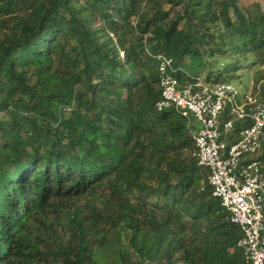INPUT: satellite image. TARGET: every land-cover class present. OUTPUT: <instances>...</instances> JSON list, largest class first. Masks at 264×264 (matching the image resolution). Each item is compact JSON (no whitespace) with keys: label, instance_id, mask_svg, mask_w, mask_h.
I'll use <instances>...</instances> for the list:
<instances>
[{"label":"trees","instance_id":"trees-1","mask_svg":"<svg viewBox=\"0 0 264 264\" xmlns=\"http://www.w3.org/2000/svg\"><path fill=\"white\" fill-rule=\"evenodd\" d=\"M158 55L181 86L199 78L186 65L211 86L256 68L263 98L264 9L0 0V264H245L193 155L194 120L156 110ZM227 121L228 142L251 124L225 108Z\"/></svg>","mask_w":264,"mask_h":264},{"label":"built area","instance_id":"built-area-1","mask_svg":"<svg viewBox=\"0 0 264 264\" xmlns=\"http://www.w3.org/2000/svg\"><path fill=\"white\" fill-rule=\"evenodd\" d=\"M157 61L160 99L156 110H173L188 124L191 119L197 124L190 132L193 155L208 172L211 195L241 232L236 247L245 264H264V168L257 159L264 142V97L240 92L233 84L207 85L194 77L181 86L173 60L158 55ZM225 108L237 120L251 122L236 141H227L232 122H219Z\"/></svg>","mask_w":264,"mask_h":264},{"label":"rangeland","instance_id":"rangeland-1","mask_svg":"<svg viewBox=\"0 0 264 264\" xmlns=\"http://www.w3.org/2000/svg\"><path fill=\"white\" fill-rule=\"evenodd\" d=\"M258 4L262 9H264V0H238V6L242 9V12L246 14L248 11L252 13L253 6ZM184 70L190 74H198V77L203 80L204 74L200 71L199 66L196 65H186ZM256 68L251 70H243L240 73L239 78L233 82L232 84L240 91V92H253L254 91V84H253V74ZM258 87V86H257ZM254 93V92H253ZM195 126L197 124L194 122ZM119 232L122 236V242L120 244V248L124 253H130V248L128 246V240L130 237L129 231L125 226V223H122L119 226ZM116 264L118 262L116 261Z\"/></svg>","mask_w":264,"mask_h":264}]
</instances>
